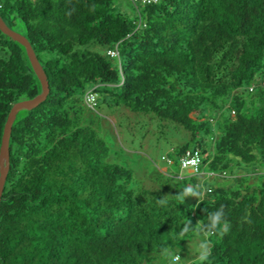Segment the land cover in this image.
I'll return each instance as SVG.
<instances>
[{"label": "trees", "instance_id": "16d2710c", "mask_svg": "<svg viewBox=\"0 0 264 264\" xmlns=\"http://www.w3.org/2000/svg\"><path fill=\"white\" fill-rule=\"evenodd\" d=\"M115 4L0 0L50 83L13 125L0 264L178 263L200 236L189 264H264V184L232 171H264V0H158L133 18ZM41 92L26 48L0 31V149L14 104ZM103 109L140 141L152 125L183 130L163 160L182 169L199 150V171L142 179L103 137Z\"/></svg>", "mask_w": 264, "mask_h": 264}, {"label": "rangeland", "instance_id": "374dc122", "mask_svg": "<svg viewBox=\"0 0 264 264\" xmlns=\"http://www.w3.org/2000/svg\"><path fill=\"white\" fill-rule=\"evenodd\" d=\"M115 3V6L118 10L128 14L132 18L138 14L136 5H134L131 0H115ZM93 50L103 53L104 48L96 47ZM99 114L103 116V137L110 144L119 145L116 150L121 153L120 155H122L123 159L129 160V166L132 167L136 171V173H138V175L142 177V179H146L149 176L154 177L158 175V171L163 172V170L165 171V169L168 170L166 173L171 174L170 176H173L176 179L180 178L181 175H186L187 173H189L190 170H182L179 167L175 166V164H167L165 160H163L165 158L169 160L172 158L173 153L171 152V148H173V145L176 146L184 142L183 139H180V137L187 138L183 130L180 131L182 133L178 132L177 134L168 131L166 133V136L163 135L161 137L159 134H157L156 126L152 125V127H150L153 128L152 131H150L148 136H145L143 138V141H140V138L142 136L135 138L134 136L130 135L132 133L142 135L141 130L138 131V129H129L127 126L129 122L119 123L117 117L108 116L109 112L107 109L99 111ZM115 126H117V128H115ZM173 139L175 141H173ZM169 142L173 143L172 147L169 146ZM232 171L235 172L236 176H244L248 178L249 182L255 186L264 184V171L259 174L247 173L248 171L253 172L254 170L252 167H245V165H243L241 168L235 166ZM211 183H213V181H211ZM230 183L233 184L234 182L231 181ZM219 184L227 185L226 182H221ZM201 231V229H198L199 233ZM201 240L202 238L200 236L198 239H196L195 242L191 243L190 248H188L187 250H179L181 260L178 263H175L173 261L174 253L170 252L166 256V264H189L190 257L197 258L196 256L200 249L199 247L202 244ZM158 264H163V262L160 260Z\"/></svg>", "mask_w": 264, "mask_h": 264}, {"label": "water", "instance_id": "95a60500", "mask_svg": "<svg viewBox=\"0 0 264 264\" xmlns=\"http://www.w3.org/2000/svg\"><path fill=\"white\" fill-rule=\"evenodd\" d=\"M0 31L26 48L32 68L36 73L42 86V92L38 96H36L33 99L23 100L15 103L8 115V119L5 124L4 134L2 138V145L0 149V203H1L2 196L4 193L5 183L10 170V156H11L10 140H11L14 122L17 118L18 113L21 110L24 109L32 110L47 99L50 93V83L47 74L29 40L22 34L12 30L6 24V22L1 17V15H0Z\"/></svg>", "mask_w": 264, "mask_h": 264}, {"label": "built area", "instance_id": "2783aa9c", "mask_svg": "<svg viewBox=\"0 0 264 264\" xmlns=\"http://www.w3.org/2000/svg\"><path fill=\"white\" fill-rule=\"evenodd\" d=\"M131 1L134 4L137 3L147 4V3H156L158 0H131ZM108 55H110L113 58H119L120 54L118 48L109 50ZM97 99H98V94L95 92V89H91L85 95V103L91 109H94L96 107ZM168 161L170 160L168 159ZM201 163H202V157L199 150L187 151L181 158L182 169L190 170V172L192 173H196L199 171Z\"/></svg>", "mask_w": 264, "mask_h": 264}, {"label": "clouds", "instance_id": "9594fccd", "mask_svg": "<svg viewBox=\"0 0 264 264\" xmlns=\"http://www.w3.org/2000/svg\"><path fill=\"white\" fill-rule=\"evenodd\" d=\"M90 91V90H89ZM190 172V171H189ZM190 173H192V172H190ZM220 217H221V214L220 213H217V214H215V216H214V221H219L220 220ZM177 258V257H176ZM178 260V259H177Z\"/></svg>", "mask_w": 264, "mask_h": 264}]
</instances>
